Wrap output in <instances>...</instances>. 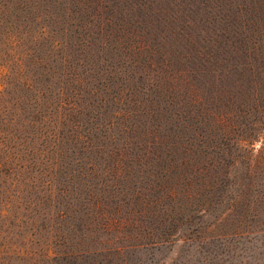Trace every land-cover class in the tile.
Segmentation results:
<instances>
[{"label": "rangeland", "instance_id": "374dc122", "mask_svg": "<svg viewBox=\"0 0 264 264\" xmlns=\"http://www.w3.org/2000/svg\"><path fill=\"white\" fill-rule=\"evenodd\" d=\"M154 1L0 0V264H264V118L223 170L194 151L206 99L125 39L202 3Z\"/></svg>", "mask_w": 264, "mask_h": 264}, {"label": "trees", "instance_id": "16d2710c", "mask_svg": "<svg viewBox=\"0 0 264 264\" xmlns=\"http://www.w3.org/2000/svg\"><path fill=\"white\" fill-rule=\"evenodd\" d=\"M140 1L137 15H149L144 7L153 11L156 2ZM170 1L172 9L173 5L177 6V0ZM197 1L202 5H197ZM197 1L193 0L200 12L183 16L184 24L179 28L171 24L169 28H160L142 19L145 24L141 26L142 34L137 32L134 39H125L126 47L165 75L160 86L169 98L176 100L184 95L206 99L207 108L199 111L203 127L197 134L198 141L191 143V147L207 161L216 160L213 166L223 170L230 163H227V156L231 157L228 148L256 142L253 134L244 131L252 117L264 118V30L259 28L264 24V17L262 8H257L255 2L254 8L252 0H224L219 5L227 7L222 15L219 10L213 12L207 0ZM205 9L214 14L212 20H202ZM248 15L255 20L249 21ZM201 23L207 26L199 27ZM134 24L125 23L121 28H132L138 22ZM192 24L207 36L202 37ZM212 24L214 28H210ZM147 50L148 56L142 57ZM184 117L195 118L191 112Z\"/></svg>", "mask_w": 264, "mask_h": 264}]
</instances>
